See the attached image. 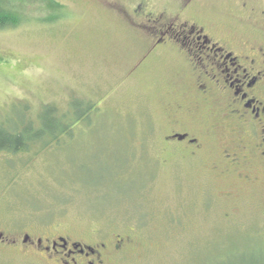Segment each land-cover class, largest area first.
Returning <instances> with one entry per match:
<instances>
[{
	"label": "rangeland",
	"instance_id": "374dc122",
	"mask_svg": "<svg viewBox=\"0 0 264 264\" xmlns=\"http://www.w3.org/2000/svg\"><path fill=\"white\" fill-rule=\"evenodd\" d=\"M2 1L21 22L0 31V123L39 127L51 106L57 129L70 128L49 146L0 152V264L61 262L22 245L26 235L44 246L71 238L102 252L104 264L264 263V171L228 163L226 152L242 150L234 122L213 129L207 112L206 150L186 158L163 143L172 120L201 117L194 93L178 87L182 72L168 59L133 70L149 18L181 0ZM194 5L186 19L237 29L229 0Z\"/></svg>",
	"mask_w": 264,
	"mask_h": 264
},
{
	"label": "flooded vegetation",
	"instance_id": "af4514ba",
	"mask_svg": "<svg viewBox=\"0 0 264 264\" xmlns=\"http://www.w3.org/2000/svg\"><path fill=\"white\" fill-rule=\"evenodd\" d=\"M194 1L181 0L180 9L149 18L147 30L152 32L148 39H142L144 51L133 68L140 70L151 60L168 59L178 69L177 74L182 72L177 76L178 87L191 90L193 104L202 108L198 121L172 120L163 143L185 156L191 149L193 157H199L209 141L204 130L209 112L218 119L213 129L229 128L223 121L229 120L240 131L237 147L242 150L226 152L228 163L244 168L258 162L254 167L264 171V0H229L237 7L238 16L232 23L237 29L206 18L186 19L185 15L195 12ZM166 16L171 20L163 23ZM42 242L38 238L32 243L26 235L21 244L62 256L59 264H104L102 252L82 247L71 238L48 239L47 246Z\"/></svg>",
	"mask_w": 264,
	"mask_h": 264
},
{
	"label": "trees",
	"instance_id": "16d2710c",
	"mask_svg": "<svg viewBox=\"0 0 264 264\" xmlns=\"http://www.w3.org/2000/svg\"><path fill=\"white\" fill-rule=\"evenodd\" d=\"M52 6H57L55 3H51ZM3 7V8H2ZM16 6H10L8 2L0 0V31H5L9 28H17L20 25V13L16 9ZM53 15L50 19H53ZM58 110L55 107L44 106L42 109V116H39V122L41 125L39 127H33L32 122L28 121L26 124H21L18 128L8 129L5 124L0 123V152H6L8 154H19L23 152H30L33 146L42 144L44 146H49L51 143H55L60 137L68 133L70 127L66 126L61 129H57L61 124L55 116L49 115L54 112L57 114ZM88 113V111H87ZM87 113L77 116V122L83 121L86 118ZM64 116L62 118L65 119ZM49 142H45L48 139ZM244 256V255H242ZM246 256V253H245ZM248 256V257H247ZM246 257H241L237 264H264L262 261L255 260L256 256L247 255ZM223 259V258H221Z\"/></svg>",
	"mask_w": 264,
	"mask_h": 264
}]
</instances>
